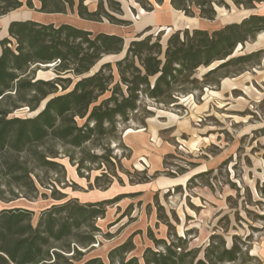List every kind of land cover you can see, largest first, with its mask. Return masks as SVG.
Returning <instances> with one entry per match:
<instances>
[{"label":"trees","instance_id":"obj_1","mask_svg":"<svg viewBox=\"0 0 264 264\" xmlns=\"http://www.w3.org/2000/svg\"><path fill=\"white\" fill-rule=\"evenodd\" d=\"M86 1L36 0V7L33 0H0V16L25 7L46 16L75 15L91 23L130 25L122 19L118 0H97L94 10ZM134 1L152 12L146 0ZM228 1L248 11L264 4V0ZM156 3L162 5L163 0ZM169 5L186 17L209 21L216 16L215 7H228L226 0H169ZM149 30L136 34L126 46L118 35L93 33L68 23H9L6 37L0 39V200L2 184L16 196L11 186L37 195L44 183L36 170L64 174L56 146L65 150L78 174L89 172L93 165L104 171L94 178L96 187H101V178L108 179L107 187L111 185L116 175L110 167L116 157L109 145L111 140L119 141L120 129L131 123L145 126L153 115L149 107H179L181 95L217 87L228 75L258 63L260 51L240 56L234 52L264 32V13H250L213 31L176 30L164 43L161 32L146 35ZM120 55L116 61L105 60ZM40 68H52L54 77L39 79ZM199 69H208L200 79L196 78ZM24 107L35 116L8 118ZM97 149L100 155L93 152ZM204 175H195L190 182ZM257 192L264 199V183ZM50 196L55 204L41 211L36 221L26 209L0 210V264H220L235 262L241 254L237 244L226 248L220 237L211 236L203 259H197L198 251L184 250L182 237L172 234L167 242L148 231L161 251L146 247L140 258L131 256L135 249L131 235L107 253L106 262L98 257L83 260L97 243V221L120 198L81 202L54 188ZM164 224L172 229L168 220Z\"/></svg>","mask_w":264,"mask_h":264},{"label":"rangeland","instance_id":"obj_2","mask_svg":"<svg viewBox=\"0 0 264 264\" xmlns=\"http://www.w3.org/2000/svg\"><path fill=\"white\" fill-rule=\"evenodd\" d=\"M96 1L87 0L85 4L94 10ZM118 1L124 14L122 19L130 22L129 26H114L105 21L91 23L75 15L43 16L23 7L0 16V39L6 37L11 21L34 20L56 25L68 23L93 33H114L124 39L126 46L136 34L149 28L146 35L161 32L164 43L176 30L213 31L238 23L250 13H264V4L248 11L226 0L228 7H215L216 16L209 21L174 11L169 0H163L162 5L146 0L153 7L152 12H146L134 0ZM33 3L37 7L36 0ZM256 51L261 53L258 63L228 75L217 87L181 95L179 107H149L153 115L145 120V126L131 123L126 130L121 128L119 141L111 140L109 145L116 157L110 170L116 177L108 187L107 178H101L100 188L94 185V178L104 172L102 169L93 165L89 172L83 170L78 174L76 165L65 157V150L56 146L60 154L57 162L63 165L64 174L36 170L44 183L38 187L37 195L20 193L11 186L16 196L2 184L0 210L26 209L34 213L36 221L41 211L55 204L50 196L53 188L81 202L120 198L107 207L104 219L97 221V243L83 260L98 257L106 262L107 253L131 235L135 244L131 256L140 258L146 247L161 251L148 238L149 231L155 239L167 242L172 234L182 237L186 243L184 250L198 251L197 259H203L211 236H218L226 248L235 243L241 249L235 262L220 264H264V219L260 218L264 216L260 204L264 199L257 192L264 183V33L255 41L238 46L234 56ZM120 57L105 60L116 61ZM207 71L199 69L196 78ZM37 77L52 79V68H40ZM35 114L24 107L8 118H33ZM93 152L102 153L100 149ZM202 173L206 175L190 182ZM164 220H168L171 230Z\"/></svg>","mask_w":264,"mask_h":264},{"label":"crops","instance_id":"obj_3","mask_svg":"<svg viewBox=\"0 0 264 264\" xmlns=\"http://www.w3.org/2000/svg\"><path fill=\"white\" fill-rule=\"evenodd\" d=\"M44 16V15H43ZM46 16V15H45ZM41 23H45V22H41ZM48 23H52V22H48ZM92 32V31H91ZM99 33H103V32H99ZM106 34H111V35H116L114 33H106Z\"/></svg>","mask_w":264,"mask_h":264},{"label":"bare ground","instance_id":"obj_4","mask_svg":"<svg viewBox=\"0 0 264 264\" xmlns=\"http://www.w3.org/2000/svg\"><path fill=\"white\" fill-rule=\"evenodd\" d=\"M168 0H166V2H167ZM192 23V22H191ZM192 25V24H191ZM193 25H194V23H193ZM262 33H264V32H262Z\"/></svg>","mask_w":264,"mask_h":264}]
</instances>
